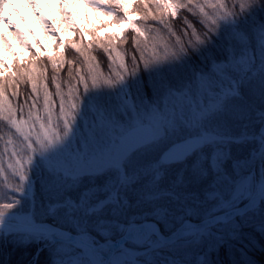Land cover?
Here are the masks:
<instances>
[{"label": "snow or ice", "instance_id": "obj_1", "mask_svg": "<svg viewBox=\"0 0 264 264\" xmlns=\"http://www.w3.org/2000/svg\"><path fill=\"white\" fill-rule=\"evenodd\" d=\"M30 3L48 30L56 34V28L39 12L36 0ZM88 3L112 14L123 11L118 20L127 21L129 30L136 33L132 66L116 43L125 42L126 37L113 35L103 40L95 36L83 46L85 33L81 31V43L71 47L84 58L86 72L83 65L74 69L75 75L70 68L66 90L58 73L65 63L63 53L59 60L49 57L57 70L52 77L55 92L48 86L46 70L39 81L35 68L18 70L19 76L13 73L0 80V121L9 129L6 137L0 135V180L12 193V202L0 203V264H6L2 258L6 243L41 245L30 264H38L40 253L49 247L56 256L66 254L63 246L56 247L71 239L58 230L60 220L79 224L95 218L98 233L104 235L109 228L105 213H121L132 197L155 205L149 215L157 222L167 219L170 208L160 204L161 200H195L196 193L181 195L185 185L210 177L215 184L205 202L210 201L211 206L194 228L185 223L164 236L156 224L137 225L133 218L128 222L129 235H139L153 253L161 254L179 251L191 241H207L201 264H212L211 253L244 239L245 229L264 235V110L256 112L261 123L258 134L250 133L247 124L242 132H235L228 123L229 118L250 120L252 99L264 104V0H139L141 19L160 25L147 30L129 19L124 0ZM7 4L8 0H0V20L15 28L3 14ZM61 8L65 19L74 25L67 4L62 2ZM181 10L196 17L204 29L203 34L198 32L185 16L184 36L191 30L187 46L172 27ZM161 29L175 37L174 42L162 35ZM15 30L26 43L20 30ZM148 32H153L151 38ZM93 43L110 61L107 75L92 54ZM190 52L199 58L201 67L189 72ZM67 63L74 65L75 61ZM6 70L0 60V76ZM142 72L150 83H145ZM25 79L31 91L21 103L18 81ZM9 88L14 89L11 95L17 98L16 106L9 99ZM250 141L259 144L254 152L261 162L259 180L250 173L234 180L223 166L229 155L224 149ZM209 158L215 161L214 166L208 164ZM174 168L172 185L162 189V180ZM9 173L19 182L8 183ZM37 185L55 202L45 211V215L52 214L51 224H44L36 215ZM143 219L147 221L146 216ZM240 253L246 256L243 249ZM126 254L121 252V256ZM49 264L80 262L60 258ZM93 264L136 262L114 258ZM154 264L178 262L164 257ZM233 264L254 261L241 259Z\"/></svg>", "mask_w": 264, "mask_h": 264}, {"label": "rangeland", "instance_id": "obj_2", "mask_svg": "<svg viewBox=\"0 0 264 264\" xmlns=\"http://www.w3.org/2000/svg\"><path fill=\"white\" fill-rule=\"evenodd\" d=\"M135 1L136 0H124L127 5L129 19L134 20L137 26L141 27L138 23L140 16L134 12ZM62 2L67 4L68 10L72 14V19L75 21L74 25L70 24L69 21L65 19L64 11L61 8ZM36 3L39 5V12L47 17L56 28V34H53L48 30V27L37 14V10L32 7L30 0H8V4L6 5L3 14L14 23L15 28L12 27L7 20H0V60L7 65V70L3 72V75L11 70L16 58H20L21 60L28 58L32 51L31 47H34L40 55L55 57L57 60L61 59V53L64 51V44L68 39L75 35V30L77 28L85 33V37L88 40L91 37L89 29L93 24L100 26L98 32L101 35L109 34L110 36L118 35L123 37L124 33L129 30L127 21H114L110 12L104 8L93 7L88 3V0H36ZM16 28H18L23 34L26 43L21 41L15 30ZM4 38L7 39V43H5ZM61 39L63 41L62 45ZM250 103L253 106L250 120L236 121L229 118L228 123L233 131L242 132L244 130L243 125L247 124L249 125L248 130L250 133H259L261 123L256 112L258 110H264V108H262L263 105L257 98L252 99ZM91 120L92 117L89 116V123ZM83 132L87 135L88 128L85 127ZM235 145L236 144L225 147L224 151L229 153V155L225 157L223 166L227 169L228 173L232 174L234 180H239L243 175L248 173L255 176L253 169L255 151H253L250 156L239 158L238 153L234 152ZM208 160L209 165L214 166L215 161L211 158ZM187 167L188 166L186 165L185 168ZM18 182L19 181L14 179L9 173L8 183L16 184ZM0 184L3 185L2 180H0ZM214 184L215 180L212 178L211 183L206 187L204 193H196L198 194V198L195 200H192L191 198L181 199L179 201H176L175 199L171 201L167 199L161 200L159 202L160 204H166L170 208L169 217L159 221L165 233L168 234L174 231L185 219H192L195 221L203 219L211 206L210 201L207 203L205 201L207 200V194L213 190L212 186ZM0 190L8 192L6 188H0ZM10 202H12L11 198L0 203ZM154 207L155 205L153 204L142 203V205L139 206V213H137L136 216L140 219H143L145 216L152 217L149 213ZM8 211H16V209H10ZM45 211L43 212L45 213ZM36 215L37 217H40V213ZM49 215L52 214L49 213ZM94 220L95 218H93L92 221L79 224L74 221L70 222L74 224V227L78 232L81 231L90 234L91 237L87 238V240L91 242H94V239L92 238L93 236L96 238L111 239L114 238V234L116 233V231H114L115 228L123 231L126 229V227H123L121 223L117 221L105 219L109 224V228L104 235H100L97 231ZM152 220L155 219L152 218ZM115 225H121V227H116ZM203 244L206 245V250H200V247ZM128 245L129 247L124 246L121 250L115 253L112 259L120 258L129 262L134 260L136 264H150L153 260L167 257L168 259H175L178 264H199L208 249L207 241H194L189 248L184 246L179 251L172 249L170 252L165 251L163 254L159 252L153 253L147 244H143L142 246L134 244ZM63 247L64 252L66 253L62 254L63 259L78 261L80 264H93L83 248L66 243H64ZM122 251H125L127 254L121 256ZM141 252H145V254H142ZM99 260L104 261L105 257L100 255Z\"/></svg>", "mask_w": 264, "mask_h": 264}, {"label": "trees", "instance_id": "obj_3", "mask_svg": "<svg viewBox=\"0 0 264 264\" xmlns=\"http://www.w3.org/2000/svg\"><path fill=\"white\" fill-rule=\"evenodd\" d=\"M139 3V0H136L134 2V12H136L139 16V25L143 30H147L149 26H155V27H160V25L152 20L149 19L147 21H144L141 19V16L143 15L142 11L137 8V4ZM106 10V9H105ZM108 11V10H107ZM109 12V11H108ZM112 14V13H111ZM123 15V11H117L115 14H112L113 20L114 21H119L118 17ZM187 16L188 19L196 26L198 32L203 34L204 29L203 27L198 23L197 18L193 17L190 13H188L186 10H181L179 13V17L175 20L172 21V27L175 30L176 34L181 36V39L185 42V45L187 46V40L191 38V30H189V35L184 36L182 29L185 27L183 23V18ZM99 25L93 24L89 32L91 33V38L87 40L84 36V45L86 46L87 43H89L90 40H94L95 36L101 37L103 40H107L110 35H101L99 34ZM81 29L77 28L75 30V36L69 40H67L66 44L64 45V51H63V60L65 61L63 67L59 68L58 73L60 77V82L62 88H65L66 90V84L65 81L69 80L68 77V72L69 69H73V75H75L74 69L77 67H81L82 65L84 66V70L86 72V65H84V58L80 55L79 52H77L75 49L71 47L72 44H77L79 45L81 43L80 39V33ZM162 35H164L167 39H169L170 42H174L175 37H169V34L166 29H161ZM149 37L153 35V32H148ZM136 34L133 31H126L123 35V37H126L125 42H121L120 40H117V47L122 51L126 53V58L128 60L129 67L131 68V59L130 56L131 54L135 51L133 47V40ZM31 54L29 55L28 58L21 60L20 58H16L14 60V63L12 65L11 70L0 77V80H2L5 76L11 78L13 73H16L17 76H19V71L18 70H23L25 72L30 71L32 68L36 69V75L37 79L42 78L41 74L46 70L47 71V76H48V86L50 90L55 92L54 84L52 82V77L53 75L56 74L57 70L53 69L52 67V62L49 59L48 56L45 55H40L36 51L34 47H31ZM92 54L97 58V60L100 63V67L103 70L104 74L107 75L109 74V68L108 64L110 61L107 58V55L103 52L102 49L97 48L96 44L93 43V49H92ZM137 54V57H139V54ZM192 56V62L187 66L189 69V72L193 67L199 68L201 67L199 58L193 54L189 53ZM68 61H75L74 65H70L67 63ZM141 66H142V61H141ZM141 75L144 77L145 83L148 84L150 83V79L147 76L146 73H141ZM20 83V88H19V93H20V98H21V103L23 102V98L27 96L30 91H31V85L30 82H28L26 79L24 81H18ZM14 89L9 88L8 93H9V99L12 101L13 105L16 106V97H13L11 95V92ZM262 108H264V104H262ZM9 129L6 126V124L2 121H0V135H5L8 133ZM258 143L255 142H248L244 144H236L234 146V152L238 153L239 158L240 157H247L252 154L253 151L258 149ZM209 164V160H208ZM186 166V165H185ZM184 166V167H185ZM176 169H172L168 176L165 177L162 180V189H167L172 185V180L173 177L176 175ZM181 171H183L181 169ZM212 178H208L204 180L203 182L201 181H196L194 183L186 184L184 190H182L181 195L184 196L187 193H204L206 187L211 183ZM0 188H4L3 185L0 184ZM209 189V188H208ZM77 193L73 191V195H76ZM12 193L11 192H4L0 190V202H3L6 199L11 198ZM19 199V196L16 197ZM54 204V201H49L47 195L40 190L39 185H37V192H36V200H35V205H36V214L40 213L39 221L43 223H52V215H45L43 211L47 209L49 204ZM129 206L124 209L121 213H117V215L113 216L110 213H105V219L107 220H112V221H117L121 223L123 227L128 226V222H130L133 218H135L136 222H141L142 219L138 218L136 215L139 213V206L142 205L136 197H132L129 200ZM41 204H43L44 207H41ZM149 219H152L153 217H147ZM59 225L62 227H65L69 229L70 231L77 233L78 230L74 227V224H72L70 221H65V220H60ZM114 231L116 233L114 234V237L119 236L122 234L123 230H120L118 228H115ZM81 233L84 237L90 238V234L84 233V232H79ZM244 236L245 238L240 240L239 242H230V246H225L222 247L218 253L213 252L211 255H209V259L212 261V264H233V262H238L241 259H251L254 261V264H264V235H261L260 233H257L253 231L252 229H245L244 230ZM96 242L102 241L104 239L102 238H96L92 237ZM191 241L188 245H186L187 248L191 247L192 245ZM64 245V244H63ZM63 245H57L56 247L59 248ZM41 245L32 243L28 246H15L11 243H6L4 245L3 249V260L6 261V264H30V261L32 260V257L36 254L37 248L40 247ZM126 246L129 247L127 244ZM240 249H243L246 252L245 257H241ZM200 250H206V245L203 244L200 247ZM207 254V253H206ZM205 254V255H206ZM205 255L202 257L201 261L204 259ZM63 258L62 256H56L55 255V250L49 247L45 251L41 252L39 255V260L38 264H49V261H55L57 259ZM156 260H153L150 264H154ZM201 264V263H199Z\"/></svg>", "mask_w": 264, "mask_h": 264}, {"label": "water", "instance_id": "obj_4", "mask_svg": "<svg viewBox=\"0 0 264 264\" xmlns=\"http://www.w3.org/2000/svg\"><path fill=\"white\" fill-rule=\"evenodd\" d=\"M254 171H255V177L257 178V180H259L260 172H261V162H260L258 157H255ZM143 223H145V222H143ZM147 223L156 224L157 228L160 230V233L162 235L170 236V235L163 234L160 226L156 222L149 221ZM185 223H187L188 225H190L191 227L194 228L198 223H200V221L194 222V221L187 220L183 224H185ZM140 224H142V223H140ZM58 230L63 232L65 237H69V236L71 237V239H65L64 243L73 244L75 246H82L86 250L87 254L93 259L94 262L96 261L95 257L98 255H103L105 257V262H107L115 254V252H117L119 249H121L122 246L124 244H126L127 242H133V243H137V244L144 243V240L139 235L133 234L130 236L128 229H127L126 233L124 235H122L121 237H118L116 239L107 240L104 242H100L98 244L89 242V241L83 239L82 237L77 236V235L71 233L70 231H68L64 228H61L59 226H58ZM97 249H101V251H97Z\"/></svg>", "mask_w": 264, "mask_h": 264}]
</instances>
